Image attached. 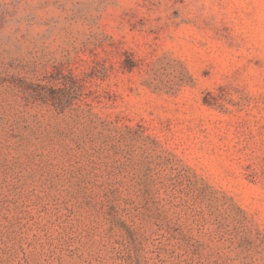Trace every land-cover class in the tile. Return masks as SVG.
<instances>
[{"label": "rangeland", "instance_id": "1", "mask_svg": "<svg viewBox=\"0 0 264 264\" xmlns=\"http://www.w3.org/2000/svg\"><path fill=\"white\" fill-rule=\"evenodd\" d=\"M0 264H264V0H0Z\"/></svg>", "mask_w": 264, "mask_h": 264}]
</instances>
